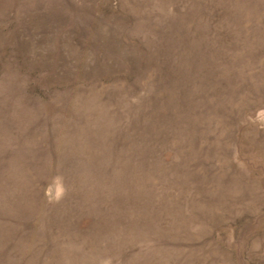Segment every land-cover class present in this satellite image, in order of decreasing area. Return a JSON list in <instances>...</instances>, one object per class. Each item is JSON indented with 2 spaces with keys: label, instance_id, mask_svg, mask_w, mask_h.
Returning <instances> with one entry per match:
<instances>
[{
  "label": "rangeland",
  "instance_id": "1",
  "mask_svg": "<svg viewBox=\"0 0 264 264\" xmlns=\"http://www.w3.org/2000/svg\"><path fill=\"white\" fill-rule=\"evenodd\" d=\"M0 264H264V0H0Z\"/></svg>",
  "mask_w": 264,
  "mask_h": 264
}]
</instances>
